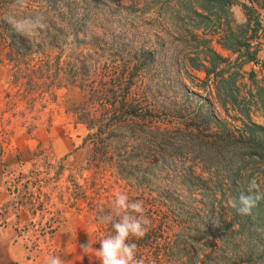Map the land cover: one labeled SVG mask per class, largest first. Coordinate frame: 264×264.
Returning <instances> with one entry per match:
<instances>
[{"label": "rangeland", "instance_id": "obj_1", "mask_svg": "<svg viewBox=\"0 0 264 264\" xmlns=\"http://www.w3.org/2000/svg\"><path fill=\"white\" fill-rule=\"evenodd\" d=\"M55 1L62 5L59 15L54 0H28L48 7L47 28L34 37L35 58L53 62L60 56L61 66L69 71L71 62L79 73L112 62L122 69L126 64L120 94L133 91L139 115L127 117L119 133L112 135L108 128L103 141L94 138L97 127L89 129L82 119L89 107L83 104L100 79L86 85L64 79L32 110L25 109L22 94L12 96L15 105L5 107V91L23 89L27 78L21 76L30 71L8 61L10 31L1 32L3 26L12 27L0 20V264H43L49 255L78 264L79 254L82 264H99L95 249L109 235V224L98 218L110 213L117 191L130 202H142L147 218L161 212L159 220L171 234L186 228L205 240L203 247L211 254H219L214 247L221 244V260L228 264H264V173L259 179L251 175L264 165L227 161L217 157L214 147L206 148L211 126L218 132L223 131L218 126L234 131L241 126L242 117L224 98L247 95L253 89L248 73L256 69L262 81L261 66L249 63L241 69L205 61L203 38L214 25L208 20L213 15L200 8L202 1ZM247 2L235 0L228 8L236 24L246 22ZM10 3L3 0L1 7ZM214 45L225 57H236ZM136 49L141 63L132 57ZM14 73L20 79L10 85ZM38 77L45 82L44 75ZM250 108L252 118L264 124L262 112ZM211 159L217 161L212 165L207 162ZM253 178L261 183L249 193ZM14 186L20 191L13 192ZM257 192L262 196L250 215L237 214L229 204L241 193ZM88 202L95 205L93 211ZM88 242L92 246L82 250L80 245Z\"/></svg>", "mask_w": 264, "mask_h": 264}, {"label": "trees", "instance_id": "obj_2", "mask_svg": "<svg viewBox=\"0 0 264 264\" xmlns=\"http://www.w3.org/2000/svg\"><path fill=\"white\" fill-rule=\"evenodd\" d=\"M2 1L0 0V17L9 9V7H1ZM197 1L203 2V4H200L202 10L213 15V18L208 17V20L213 22L214 26L208 31L210 34H206V37L203 38L207 43L205 45V61L212 66H218L220 62H224L241 67V69L244 65L253 63L261 66L260 71L264 70V56L260 55L261 52H264V0H248L247 3L243 4L247 19L243 24H236L230 15V10H228L235 0ZM55 2L54 0L53 4ZM205 2L208 3V6H206ZM53 7L55 13L59 15L62 5L59 6L58 3H55ZM47 8L44 5L33 6L28 2L26 8L18 11L21 16L34 13H43L45 15ZM195 13L204 15L198 10H195ZM211 19H214V21H211ZM0 20L2 21L3 19L0 18ZM3 31L1 33L10 31L7 46L9 48L8 61L12 63L13 67L24 64L26 69L30 71L21 76L27 78L24 81L23 89L15 93H11V90L5 91V107L10 103L12 106L15 105L12 102V96L22 94L23 100H26L25 109L32 110L36 107L39 100H47L46 97L53 93V88L62 87L64 79H67L69 84L81 82L82 85H86L88 81L91 83L100 79L97 82L98 84L91 88L92 94H85L83 104V106L89 105V107L87 108L88 111L83 114L82 119L88 123L89 129L97 127V132L93 135L94 138L101 140L102 138L100 137L107 133L108 128L110 129L108 133L112 135L119 133L118 128L124 124L127 117L139 115L140 101L137 96L133 95V91L130 92L131 94H120L124 91V81L128 71L126 64H124L122 69V65L119 62H112L106 67H96L94 72L90 71L92 73L88 71L79 73V69H74L75 64L70 62L71 68L68 71L64 66H61L60 56H57L53 62L40 57L35 58L36 51L33 50V42L37 39L36 36H34L36 39L34 37H25L6 26H3ZM215 43L219 44L223 49L233 52L236 57L233 60L225 57L215 47ZM136 51L137 49L134 50V56L132 52L131 55L136 58V63H141ZM52 52V50L48 51L47 56ZM203 68L209 73V67L204 62ZM258 74L259 71L256 69H252L248 73L253 89L248 90L247 95L237 94L233 97L226 94L224 98L227 106L230 104L235 107L242 118L240 119L241 126L235 131L228 125H224L218 126V128H223V131L218 132L212 128L214 125L211 126L212 131L207 134L206 148L211 149L214 147L217 157L221 156L227 161H234L236 160L235 158H239L237 160L242 163L251 161L264 165V124L258 123L252 118L250 108L252 106L257 107L264 116V79L260 81ZM41 75H44L45 82L41 83L39 81L40 78L38 76ZM231 75L228 78H232ZM12 76L10 85H14L20 79L18 73H14ZM107 85H111V87L108 88ZM127 87L130 88L131 85H127ZM232 98L233 100L230 101ZM91 104L93 108H90ZM230 115L229 113L228 116ZM209 117L213 122L215 121V125H218L217 117L213 112H210ZM105 120L111 122L112 125L107 127V123H101ZM96 122H100V125L97 126ZM213 161L214 159H211L207 162L213 165L217 160ZM263 173L264 170H258L251 175L259 179ZM192 176L201 179L194 172ZM260 183L258 182L257 184L260 185ZM27 185L25 184L24 186L26 187ZM14 188L13 192L20 191L19 187L14 186ZM89 205L90 210L93 211L95 208L93 202H90ZM41 207H43V204ZM34 209L41 208L37 206ZM160 213H157V218L149 216L150 224L147 226V232L143 238H130L129 240L130 243L136 244V258L142 264H228L224 259L221 260V244L219 247H214L216 252L219 251V254H211L203 247L205 240H200L188 234L186 228L178 229L174 234H171V230H167L163 222L161 223V220H159ZM224 221L227 222V219H224ZM107 231L109 235L113 233L110 224ZM179 233L183 237H179Z\"/></svg>", "mask_w": 264, "mask_h": 264}, {"label": "clouds", "instance_id": "obj_3", "mask_svg": "<svg viewBox=\"0 0 264 264\" xmlns=\"http://www.w3.org/2000/svg\"><path fill=\"white\" fill-rule=\"evenodd\" d=\"M28 6V0H11L9 11L3 14L2 18L19 35L34 37L39 31L47 28L46 18L43 13H34L21 16L19 11ZM258 189L256 179L249 182V193ZM262 194L241 193L229 204L239 215H250L257 200ZM100 223L110 224L113 233L98 240L100 247L95 249L96 260L99 264H142L136 258V244L130 243V238H143L147 232L150 221L144 216L142 202H130L127 194L117 191L112 201L110 213L99 218ZM90 242L80 245L81 249L90 247ZM43 264H64V260L58 255L46 256Z\"/></svg>", "mask_w": 264, "mask_h": 264}, {"label": "crops", "instance_id": "obj_4", "mask_svg": "<svg viewBox=\"0 0 264 264\" xmlns=\"http://www.w3.org/2000/svg\"><path fill=\"white\" fill-rule=\"evenodd\" d=\"M0 156H2V155H0ZM74 258L77 260V257H74ZM78 264H82L80 254L78 255Z\"/></svg>", "mask_w": 264, "mask_h": 264}]
</instances>
